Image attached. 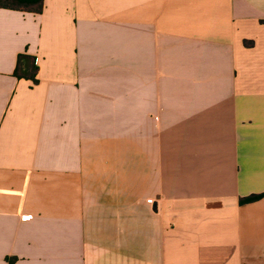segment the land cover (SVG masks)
<instances>
[{"label": "crops", "instance_id": "obj_1", "mask_svg": "<svg viewBox=\"0 0 264 264\" xmlns=\"http://www.w3.org/2000/svg\"><path fill=\"white\" fill-rule=\"evenodd\" d=\"M0 264H264V0L0 8Z\"/></svg>", "mask_w": 264, "mask_h": 264}, {"label": "trees", "instance_id": "obj_2", "mask_svg": "<svg viewBox=\"0 0 264 264\" xmlns=\"http://www.w3.org/2000/svg\"><path fill=\"white\" fill-rule=\"evenodd\" d=\"M44 0H0V8L28 11V12H41ZM38 66L34 57L22 53L18 55L17 64L14 74L18 78L30 79L33 83H37ZM260 196H251L246 198L247 201H252Z\"/></svg>", "mask_w": 264, "mask_h": 264}, {"label": "built area", "instance_id": "obj_3", "mask_svg": "<svg viewBox=\"0 0 264 264\" xmlns=\"http://www.w3.org/2000/svg\"><path fill=\"white\" fill-rule=\"evenodd\" d=\"M148 201H149L150 203L152 202V200H151V199H149ZM27 217H30V216H27Z\"/></svg>", "mask_w": 264, "mask_h": 264}]
</instances>
